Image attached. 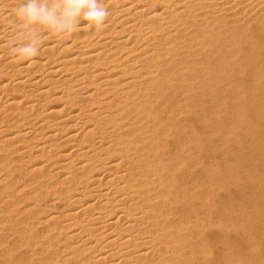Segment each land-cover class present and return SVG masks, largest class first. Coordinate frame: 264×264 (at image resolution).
<instances>
[{
  "label": "bare ground",
  "instance_id": "obj_1",
  "mask_svg": "<svg viewBox=\"0 0 264 264\" xmlns=\"http://www.w3.org/2000/svg\"><path fill=\"white\" fill-rule=\"evenodd\" d=\"M22 2L0 0V264H254L264 0H102L64 34Z\"/></svg>",
  "mask_w": 264,
  "mask_h": 264
},
{
  "label": "clouds",
  "instance_id": "obj_2",
  "mask_svg": "<svg viewBox=\"0 0 264 264\" xmlns=\"http://www.w3.org/2000/svg\"><path fill=\"white\" fill-rule=\"evenodd\" d=\"M15 20L43 26L48 31L64 34L73 31L83 22L102 27L109 10L102 0H23L13 9ZM41 40L33 38L29 43L13 45L10 57L31 60L39 55Z\"/></svg>",
  "mask_w": 264,
  "mask_h": 264
},
{
  "label": "rangeland",
  "instance_id": "obj_3",
  "mask_svg": "<svg viewBox=\"0 0 264 264\" xmlns=\"http://www.w3.org/2000/svg\"><path fill=\"white\" fill-rule=\"evenodd\" d=\"M262 120H257L256 123L260 130V136H259V144L256 145L257 148L254 150L252 157L253 161V171L255 175L261 179V186H262V196L261 194V188H258L255 190L254 200L251 207L245 206L246 211L250 212L253 216L252 226H253V241L255 242V246L251 251H244L243 246H239V250L241 252L248 253V256L251 257L254 264H264V155L263 149H264V111L261 114ZM232 135L227 134L225 136L226 143L228 145L229 151H233V147L231 145L232 141ZM236 234L234 232H230L228 237L230 240H238L240 243H242V240L244 237L239 236L236 237Z\"/></svg>",
  "mask_w": 264,
  "mask_h": 264
}]
</instances>
